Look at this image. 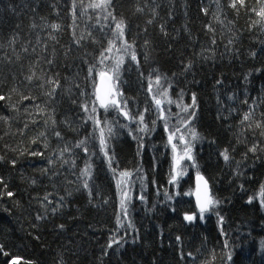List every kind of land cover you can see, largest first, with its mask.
Here are the masks:
<instances>
[{
  "label": "trees",
  "instance_id": "16d2710c",
  "mask_svg": "<svg viewBox=\"0 0 264 264\" xmlns=\"http://www.w3.org/2000/svg\"><path fill=\"white\" fill-rule=\"evenodd\" d=\"M228 3L113 0L109 11L125 20V38L140 61L138 68L126 57L121 71L120 90L129 108L136 114L148 106L154 109L146 93L147 80H142L140 73L147 76L155 70L169 79L173 98L183 90L184 102L191 103L192 94H196L193 126L201 139L193 146L198 168L185 163L186 174L178 185H172L168 182L170 150L165 146L167 134L162 124L158 122L150 133L137 132L136 124L120 127L128 122L117 118L116 112L98 110L102 120H118L115 135L108 142L110 155L115 157L113 167L133 173L125 227L117 234L123 237V246L107 249L117 227L116 217L122 213L116 180L99 153L98 139H89L87 145L90 154L96 153L89 161L91 196L78 179L79 169L88 160L81 149L75 150V169L57 160L46 174L41 170L49 167L48 159L55 158L63 145L71 146L93 132L92 123L84 122L87 114L78 105L86 99L80 95L81 90L93 91L92 82L85 80V61L99 55L100 44L85 40L76 45L74 34L79 38L92 31L105 46L111 34L92 27L96 12L91 9L85 16L78 12L74 24L72 0H0V95L10 97L0 101V115L8 117L7 122L0 120V157H4L0 160V176L7 184V189L0 184L4 192L0 195V264H11L13 259L18 264H206L213 254L212 264H264V209L258 199L248 203L264 184V126L255 127L257 121L264 122V27H252L259 18L244 8L237 13ZM247 7L260 5L257 0H247ZM53 23L60 29L54 31L50 27ZM13 37L15 43L10 44ZM189 63L191 68L186 71ZM33 71L41 79L29 82L26 77ZM49 76L61 84L51 98L44 95L50 85L40 87ZM24 96L36 99L22 100ZM10 105L17 107L12 109ZM36 105L44 109L43 114ZM250 106L252 119L241 123ZM168 107L178 111L175 105ZM52 119L57 122L54 126ZM154 119L155 110L146 114L150 128ZM55 131L61 132L62 140L55 137ZM41 132L44 137L39 136ZM254 144L258 150L248 151ZM224 149L231 156L228 163L220 155ZM33 152L44 155L33 156ZM197 170L221 203L213 213L206 214L203 222L197 218L189 224L183 220L184 214L197 209L192 195L184 193L193 192ZM139 177L144 178L143 185ZM165 190L173 195L172 200H166ZM8 191L14 195L8 197ZM46 194L50 204L43 200ZM61 197L63 206L53 213L51 209ZM217 213L224 218L226 235L221 234ZM225 239L229 241L227 249ZM229 250L231 261L226 260Z\"/></svg>",
  "mask_w": 264,
  "mask_h": 264
},
{
  "label": "snow or ice",
  "instance_id": "6c2138e0",
  "mask_svg": "<svg viewBox=\"0 0 264 264\" xmlns=\"http://www.w3.org/2000/svg\"><path fill=\"white\" fill-rule=\"evenodd\" d=\"M217 4H220V0H216ZM113 0H90L88 3H84V0H72V9L71 15L73 17V23L75 24L77 19V13L79 12L80 16L88 15L89 10H93L96 12V20L95 24L92 25L93 28L98 29L100 32L105 33L110 32L111 38L107 40V44L103 42L97 41L93 36L92 31H89L87 35H81L79 38H75L74 34V43L76 45H81L83 41L90 40L92 43L100 44L99 55L94 57L91 62L85 61L87 63V74L85 76L86 81L92 82V93H88L86 90H81L80 95L85 97V102L79 104L80 109L86 113L85 123L91 122L93 125V132L89 133V136L85 139L78 140L75 144L69 146L67 144L63 145L57 151L55 158H49L47 163L49 167L42 169V173H47L51 170V167L56 163L57 160L60 161L61 165H71L73 169L76 168V151L77 149H81L87 156L88 160L85 161L84 167L79 169V177L83 189L88 190L89 196L92 195L90 181L92 179V163L91 160L93 155L96 153H89L88 142L89 139L96 140L99 142V153H102L104 158L108 163V167L113 173V178L116 180L117 191L120 195V210L121 214H118L116 217V230L109 237V241L107 244V249H111L114 245L117 247L123 246V237H119L117 234L120 229L125 227L124 221L127 219V207L130 203L132 196L130 194V187L132 184L131 177L133 173L130 171H120L116 167H113L115 157L110 155L109 150V140L112 136L115 135L114 132V124L117 121H109L107 119L102 120L99 114V109H102L104 113L116 112L117 118L123 117L127 124H121L120 127H128L130 124L138 125L137 132L150 133L156 130L157 123L160 122L163 126L164 132L167 134V142L166 147H170L171 149V170H170V178L169 184L178 185L180 178H182L186 172L187 168L184 166L185 161H191L192 167H197L194 154H193V146L194 143L201 139L200 134L197 132L195 127L193 126V122L197 116V97L196 94L193 93L191 97V103L184 102V92H181L173 98L170 94V89L172 85L169 79L166 76H162L155 70L149 72L147 76L143 72L140 73L142 80H147V88L146 93L151 97V104L154 105V109L152 106L145 107L143 112H139L138 114L134 113L132 109L129 108V101L125 98L124 93L120 90V81H121V71L125 66L126 57L129 58L128 63H135L139 68L140 61L137 58V53L133 48V45L127 41L125 38V33L127 29V24L123 18L117 19V17L113 14V12L109 11L112 7ZM257 4L260 5L259 8H248L247 0H229L228 7L235 10L239 13L240 9L244 8L247 11L254 13L259 19L255 20L252 27L256 25H261L264 27V0H257ZM136 11H143L142 8H137ZM205 14H207V9H203ZM100 13H103L101 16ZM92 19L91 16L88 17ZM216 19L219 20V15L216 16ZM222 22V21H221ZM151 23V21H149ZM35 27V25H33ZM50 27L55 31L60 29V25L53 23ZM209 31H212L211 26L209 25ZM163 30V29H162ZM50 39H55L54 36H51ZM10 44L15 43V37H13L10 41ZM148 42L145 41V44ZM215 43V40H213ZM231 44L232 41H229ZM0 47H3V44H0ZM27 51V49H24ZM254 56L255 53H252ZM147 59V57H146ZM48 64H51L52 61H47ZM191 68V63L185 66V70H189ZM34 78L41 79V77H37L36 73L33 71L30 75L26 77V79L31 82ZM219 83V81H218ZM45 85H50V89L48 92L44 93V95L48 97H54L57 93V90L61 88V84L59 79L56 77H47L44 78L43 84L40 87H44ZM166 85V86H165ZM78 89L79 85L76 86ZM15 91V89H13ZM9 96L0 95V101L9 100ZM22 100H35V97L24 96L21 97ZM232 99V97H229ZM73 104H78L77 100L72 101ZM147 103V102H146ZM245 104L248 103L247 100L244 101ZM169 105H175L178 111L173 112ZM12 109H16V105H10ZM36 109L43 114L44 109L40 107V105H36ZM155 110L156 119L151 121L152 127L145 122L146 114H149ZM26 112H29L28 109H25ZM252 106H250V110L245 112L241 123L247 122L252 119L253 116ZM29 115L31 113L29 112ZM264 115V114H262ZM51 119V117H49ZM173 118H175V122L173 123ZM0 120L7 122L8 117L0 115ZM32 123H36L35 120L31 121ZM56 120L52 119L51 124L54 126L56 124ZM45 124H48V121H45ZM28 125L25 124V127ZM264 126V122L257 121L255 127L261 128ZM251 127V125H249ZM98 131L99 135L97 137L96 132ZM55 137L58 140H62V134L60 131H55ZM130 134H132L130 130ZM264 135V132L261 133ZM40 137H44L45 133L41 132L39 134ZM134 139H137V135H133ZM36 140H33L35 143ZM45 148L48 147L47 140L45 141ZM143 147V145H141ZM258 150L257 145H252L248 151L255 153ZM33 156H43L44 154L41 152H33L31 153ZM220 155L223 157L224 161L228 163L231 160V156L228 149H224ZM67 156V158H66ZM4 157H0V160H3ZM12 165L15 166L16 161H11ZM140 170L137 169V172ZM119 177V178H117ZM196 190L193 192H185L184 195H195L196 197V212L191 214L185 213L183 216V220L188 222L189 224L195 222L197 218L200 221H204L206 219V214H211L214 212L216 207L221 203V201L217 200L212 194L209 187L208 180L205 179L203 175L200 174L199 170H197L196 174ZM32 183H36L35 180ZM139 183L141 185L144 184V178L139 177ZM0 184L4 185V188L7 189V184L4 182V178L0 176ZM8 197H12L14 194L11 191L7 193ZM180 193H176L179 195ZM0 195H4V192L0 191ZM70 195V193H69ZM166 200H172L173 195L169 194L167 190L164 192ZM141 201L144 200V196L141 195L139 197ZM259 200L261 208L264 209V184H262L256 194L250 196L248 199V203H252L253 200ZM44 201H47L49 204V194H46L43 198ZM64 197L60 198V201L57 202V206L53 207L51 211L53 213L57 212L60 207L63 206L62 201ZM175 211V209H173ZM218 216V225H220V231L222 235H226L223 231V221L224 218L222 216ZM42 217L37 216V219H41ZM131 227V225H128ZM63 228V225L60 226ZM177 240H180V237H177ZM224 247L227 249L229 247V241L225 239ZM261 248L264 249V242L261 244ZM0 251H3V248L0 247ZM105 254H107V250H105ZM5 256L8 255L7 252L4 253ZM189 256L192 253L188 254ZM215 260V255L213 254L210 257V260L206 262V264H212ZM227 261L232 260V252L228 251L226 256ZM11 264H18L17 259H13Z\"/></svg>",
  "mask_w": 264,
  "mask_h": 264
},
{
  "label": "water",
  "instance_id": "95a60500",
  "mask_svg": "<svg viewBox=\"0 0 264 264\" xmlns=\"http://www.w3.org/2000/svg\"><path fill=\"white\" fill-rule=\"evenodd\" d=\"M196 184H197V181H196V175H195V176H194V189H193V193H195V190H196ZM192 197H193V200H194V202H195V204H196V197H195V195L193 194Z\"/></svg>",
  "mask_w": 264,
  "mask_h": 264
},
{
  "label": "rangeland",
  "instance_id": "374dc122",
  "mask_svg": "<svg viewBox=\"0 0 264 264\" xmlns=\"http://www.w3.org/2000/svg\"><path fill=\"white\" fill-rule=\"evenodd\" d=\"M169 150H170V162H171L170 164L172 165V160H171L172 153H171L170 147H169ZM187 162H188V164H192L191 161H185L184 164L187 163Z\"/></svg>",
  "mask_w": 264,
  "mask_h": 264
}]
</instances>
